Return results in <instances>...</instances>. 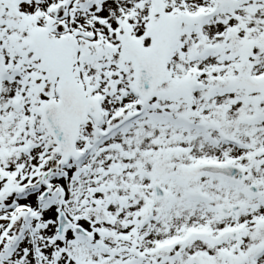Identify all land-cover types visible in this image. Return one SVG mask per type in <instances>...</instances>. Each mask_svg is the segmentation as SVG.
<instances>
[{"label": "snow or ice", "instance_id": "1", "mask_svg": "<svg viewBox=\"0 0 264 264\" xmlns=\"http://www.w3.org/2000/svg\"><path fill=\"white\" fill-rule=\"evenodd\" d=\"M0 264H264V0H0Z\"/></svg>", "mask_w": 264, "mask_h": 264}]
</instances>
